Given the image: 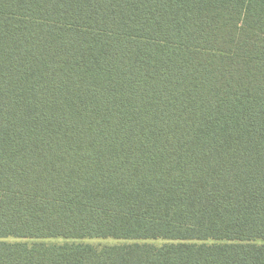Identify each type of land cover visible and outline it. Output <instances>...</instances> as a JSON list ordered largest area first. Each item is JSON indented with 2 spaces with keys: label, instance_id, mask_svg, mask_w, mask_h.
I'll use <instances>...</instances> for the list:
<instances>
[{
  "label": "trees",
  "instance_id": "1",
  "mask_svg": "<svg viewBox=\"0 0 264 264\" xmlns=\"http://www.w3.org/2000/svg\"><path fill=\"white\" fill-rule=\"evenodd\" d=\"M0 264H264V0H0Z\"/></svg>",
  "mask_w": 264,
  "mask_h": 264
},
{
  "label": "rangeland",
  "instance_id": "2",
  "mask_svg": "<svg viewBox=\"0 0 264 264\" xmlns=\"http://www.w3.org/2000/svg\"><path fill=\"white\" fill-rule=\"evenodd\" d=\"M8 241L13 242V241H15V239H8ZM45 242L48 244H63L65 242H71V240H65L62 238H53V239H46ZM77 242L90 244V245L96 246V247H103V246H111V245H115V244H120L123 241L109 239V238L108 239L96 238V239H83V240H80ZM151 243H154L156 245H161L163 243V241L156 240V241H151Z\"/></svg>",
  "mask_w": 264,
  "mask_h": 264
}]
</instances>
